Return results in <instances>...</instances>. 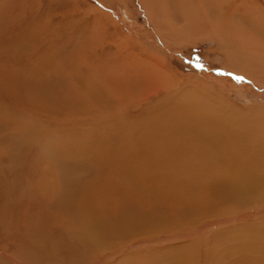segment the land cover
Segmentation results:
<instances>
[{"label": "rangeland", "instance_id": "1", "mask_svg": "<svg viewBox=\"0 0 264 264\" xmlns=\"http://www.w3.org/2000/svg\"><path fill=\"white\" fill-rule=\"evenodd\" d=\"M251 1L258 10L236 6L226 16L224 0H161L167 15L170 11L169 30L159 29L164 18L156 12L148 17L142 0H0V49L5 52L0 58L14 57L10 66L19 68L14 92L2 94L0 182L9 195L39 192L40 186L29 188L34 182L49 185L54 195L61 157L96 147L98 140L113 143L132 130L189 127L196 121L190 108L247 139L263 140L264 0ZM151 2L146 5L154 11ZM175 29L184 30L183 36ZM131 59L137 60L133 67L127 63ZM153 66L171 89L140 100L136 95L153 80L144 72ZM261 207L264 196L258 199ZM30 210L28 203L24 213ZM42 211L43 206L36 207L35 216L44 217ZM10 222L0 215V240L11 230Z\"/></svg>", "mask_w": 264, "mask_h": 264}, {"label": "bare ground", "instance_id": "2", "mask_svg": "<svg viewBox=\"0 0 264 264\" xmlns=\"http://www.w3.org/2000/svg\"><path fill=\"white\" fill-rule=\"evenodd\" d=\"M146 1L142 4L148 17L156 12L164 18L159 29L170 30L167 7L161 0H150L153 11ZM224 1V13L236 6L257 9L251 0ZM206 20L203 27L208 26ZM154 28L158 31V26ZM0 54L5 52L0 49ZM136 59L127 60L128 65ZM13 61L14 57L0 58V128L5 110L2 94L12 95L19 72L10 66ZM149 72L153 80L136 95L140 100L171 89L156 66L144 73ZM189 110L196 118L189 127L132 130L113 143L98 140L96 147L61 157L54 195L49 185L34 182L29 188L40 186L39 192L10 196L0 182V215L5 213L12 224L0 240V264H264V207L258 209V199L264 196V138L247 139ZM28 203L31 210L24 213ZM40 205L44 217L37 218L34 209Z\"/></svg>", "mask_w": 264, "mask_h": 264}]
</instances>
